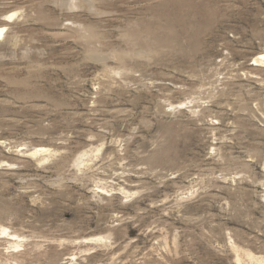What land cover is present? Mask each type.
I'll return each mask as SVG.
<instances>
[{
    "label": "rangeland",
    "instance_id": "obj_1",
    "mask_svg": "<svg viewBox=\"0 0 264 264\" xmlns=\"http://www.w3.org/2000/svg\"><path fill=\"white\" fill-rule=\"evenodd\" d=\"M13 11L0 264L264 258V0H0Z\"/></svg>",
    "mask_w": 264,
    "mask_h": 264
},
{
    "label": "bare ground",
    "instance_id": "obj_2",
    "mask_svg": "<svg viewBox=\"0 0 264 264\" xmlns=\"http://www.w3.org/2000/svg\"><path fill=\"white\" fill-rule=\"evenodd\" d=\"M15 15H16V11H13V12H11V13H7V14H6V17H0V37H1L4 33L7 32V31H6L7 29H10V28H11V24H10V23H11V19H12ZM51 34H52L53 36H56V37L64 36V34L61 33V32H51ZM6 37H7L8 39H9V38H12V40L15 39L14 37L11 36L10 33H7ZM15 37H16V36H15ZM66 37H71V36H66ZM13 38H14V39H13ZM255 61H256V63L253 64L254 66H261L262 63L264 64V52H263V53H260V54L258 55V57L255 58ZM262 66H264V65H262ZM48 152H50V149H49V148H46V147H42V146H41V147H35V148L29 150V151H28V154L33 155V156H36V155H40V154L48 153ZM50 155H51V154H50ZM50 155L43 157L42 160H47V159L50 157ZM3 233H7V234L9 235V237H11V238H21V237L18 236L17 234H15V233H11V232L8 230V228H5V227L3 228ZM99 238H100V237H99ZM99 238L96 239V240H99ZM14 246H15L16 248H19V247L22 246V244H21V243H15ZM248 256H249L253 261H255L256 264H264V258L256 257V256L253 255V253H248Z\"/></svg>",
    "mask_w": 264,
    "mask_h": 264
}]
</instances>
